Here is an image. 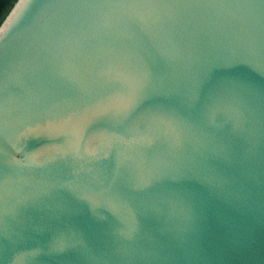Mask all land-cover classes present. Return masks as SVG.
<instances>
[{
  "label": "water",
  "instance_id": "95a60500",
  "mask_svg": "<svg viewBox=\"0 0 264 264\" xmlns=\"http://www.w3.org/2000/svg\"><path fill=\"white\" fill-rule=\"evenodd\" d=\"M0 264H264V0H4Z\"/></svg>",
  "mask_w": 264,
  "mask_h": 264
},
{
  "label": "trees",
  "instance_id": "16d2710c",
  "mask_svg": "<svg viewBox=\"0 0 264 264\" xmlns=\"http://www.w3.org/2000/svg\"><path fill=\"white\" fill-rule=\"evenodd\" d=\"M3 1H4V0H0V6H1V4H2Z\"/></svg>",
  "mask_w": 264,
  "mask_h": 264
}]
</instances>
